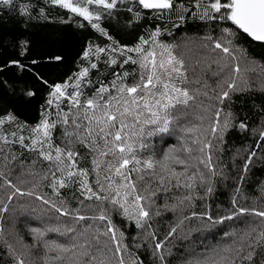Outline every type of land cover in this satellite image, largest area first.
<instances>
[{"label":"trees","instance_id":"obj_1","mask_svg":"<svg viewBox=\"0 0 264 264\" xmlns=\"http://www.w3.org/2000/svg\"><path fill=\"white\" fill-rule=\"evenodd\" d=\"M208 2L203 0L201 11ZM84 6L100 13V20H84L53 5L51 0H13L10 6L0 5V118H5L0 124V264H20V261L23 264H100L101 261L120 264L121 259L124 264H191L210 257L219 259L217 253L229 256L235 264H248L235 251L223 249L231 246L234 250L243 245L246 251L247 244L254 243L256 236L252 233L250 240L247 231L253 227L258 231L264 229V220L254 215L256 211H264V140L260 139L264 130V91L261 90L264 44L240 34L234 43L245 54L237 53L238 61H230L223 53L214 51L213 41L221 36V27L229 25L193 16L197 12L196 0H174V7L165 10L143 9L137 0L123 3L118 0L111 10ZM130 7L133 12L128 11ZM21 9H26V13L21 14ZM134 12L140 13L139 20ZM92 23H97L108 35L94 29ZM157 29L159 35L153 43L151 33ZM208 36L212 40L206 39ZM141 37L149 41L143 46L145 52L155 49L157 59L162 51L159 45H167L174 56L183 60L187 82L179 86L187 89L193 99L187 107L179 105L172 110L183 115L178 122L170 124L167 133L147 135L155 126L137 125V133L143 127L145 134L135 135L129 141L138 159L153 162L152 169L132 173L138 191L145 197L140 203L149 212V217L142 220L143 226L138 228L135 219L110 202L113 197L120 199L125 190L121 189V196L117 197L116 184L107 189L104 177L108 173L104 165L92 170L95 153L78 142L66 143L67 125L61 122V116L75 109L69 108L67 100L62 99L59 107L55 102L49 106L47 101L54 85L63 84L70 77L74 81L75 74L83 68H88L89 73L80 87L82 101L95 93L101 81L111 88V82L116 79L114 74L123 76L127 72L125 85L139 81L142 71L139 63L120 65L128 57L139 61L142 54L121 55L112 49L134 48ZM98 48L105 51L97 52ZM85 51L89 52L87 58ZM112 58L117 61L115 65L110 63ZM93 63L97 65L95 69L91 68ZM236 63L241 68L236 84L245 90L232 92L230 99L221 104L219 94L227 88L225 81L234 75L231 66ZM28 91L34 95L29 97ZM66 91L71 93L73 88ZM112 94L116 95L115 90ZM217 109H222L220 125L226 114L231 113L232 126L222 134L218 131L213 135ZM9 114L15 118L13 121L6 119ZM45 116L55 123L50 129L52 149L37 145L33 151L22 146L18 138L23 136L24 145H30L35 138L32 130ZM241 122L247 125L246 130L238 127ZM208 142L211 147H204ZM55 147L76 151V167L87 170L88 186L109 199H85L87 193L82 194L79 176L68 180L66 187L57 184V195L52 183L62 173L56 172L54 177L52 171L57 165L40 155L41 150L55 155ZM252 153L255 156L249 162ZM165 154L171 158L165 160ZM208 156H211V169L206 166ZM201 160L205 163H200ZM135 167L143 168V163ZM173 172L181 174L179 183ZM140 175L145 179L140 180ZM97 179L106 191H100ZM113 179L120 183L118 177ZM57 207L67 209L69 214L61 215ZM241 208L249 211L241 215L238 213ZM102 212L107 217L105 220L93 219ZM77 215L86 219L77 220ZM230 215L232 219L217 223L207 218L220 221ZM109 220L117 229L120 252H116L118 245L107 232ZM177 224L180 227L168 236ZM32 229L42 235L37 236ZM157 242L163 245L160 251L155 249ZM61 247L65 251H60ZM262 260L264 248H258L254 264H261Z\"/></svg>","mask_w":264,"mask_h":264},{"label":"snow or ice","instance_id":"obj_2","mask_svg":"<svg viewBox=\"0 0 264 264\" xmlns=\"http://www.w3.org/2000/svg\"><path fill=\"white\" fill-rule=\"evenodd\" d=\"M123 3L124 0H119ZM140 7L143 9L151 10H165L172 9L174 7V0H137ZM13 0H0V5L10 6ZM53 5H58L61 8L69 10L71 13L83 17L84 20L96 21L100 20L101 14L92 12L86 5H96L97 7L103 8L105 10H111L116 7L118 0H51ZM203 0H196L197 12L193 13V16H199L201 20H217L222 22V24H227L229 26L221 27V36L213 41V50H218L224 54V57L230 58V61H238L240 57L237 53L243 56L244 49L239 48L234 43L235 40L239 39L240 34H246L253 41H258L264 44V0H209V2L203 7L201 11V4ZM129 12H133V9L128 8ZM26 9H21V14H25ZM109 11V15H110ZM134 17L139 20L140 13L134 12ZM181 20L184 19L183 16L180 17ZM94 29H99L103 35H108L103 29L99 28L97 23H92ZM159 35V29L151 33L152 42L155 43V38ZM109 39L111 37L109 36ZM208 40H212L211 36L206 37ZM149 41L144 37L140 38V43L134 48H113V51L118 50L121 55L125 52H136L142 54L139 61L128 57L120 65L123 67L124 64L129 62L139 63L142 69L140 74V80L131 85H125L123 80L128 76L125 72L123 76L119 74H114L116 79L111 82V88L105 85L102 81L100 82V87L95 90V93L85 100H81L80 97L83 93L80 91V87L83 78L89 73L88 68H83L79 73L75 74V80L73 81L70 77L68 81L63 84H57L53 86V91L50 93V98L47 101L48 105L51 106L54 102L59 107V102L67 100L70 109H75V111H70L69 113H64L61 116V122L67 127L64 131V136L67 137V144L71 145L76 142L82 144L84 147L88 148L90 152L95 153L93 156V171L101 168L104 165V170L107 175L104 179L107 181V189L110 190L113 184H116V196H121V189H124L123 196L120 199L113 197L111 203L113 205H119L126 216L130 219L136 220V226L142 227V220L149 217V212L141 205V201L145 197L138 191L137 182L132 178V173L140 172L143 173L145 170L153 168V162L151 160L141 161L138 159L134 152V147L129 141L135 135L143 136L144 129L141 127L137 133L136 126L142 124L154 125V129L147 133V135H152L153 132L165 134L169 131L170 124L173 122H178L183 113L176 111L175 114L172 110L177 109V106L183 105L188 106V101L192 100L193 97L189 94L188 90L180 87L179 85L187 82V77L185 75L186 69L184 68V62L178 59L172 54L171 46L159 45L162 51L159 53V59H157V53L155 49L148 50L145 52L144 45L148 44ZM115 45V41H113ZM105 49L98 48L97 52H104ZM89 55L88 51H85L84 56L87 58ZM57 60L60 57H56ZM17 66L18 62L13 61ZM110 63L115 65L117 61L112 58ZM255 63V62H253ZM97 65L95 63L91 64V68L95 69ZM247 70V69H246ZM254 71V69H251ZM231 72L234 74L229 80L225 81L227 88L223 89L219 94V101L221 104L224 103L225 99H230V94L234 91H243L245 89H240L236 84V77L241 73V68L239 63L231 66ZM119 81V83H118ZM71 87L73 91L68 93L66 90ZM112 90H115L116 95L112 94ZM264 91V86L261 88ZM107 94V95H106ZM29 97L34 95L33 92L28 91L26 93ZM222 109H217L215 116L217 117L216 125L213 126L211 131L215 135L218 131L223 133L229 127H231V113L226 114V118L222 125H220L219 117ZM146 117L145 119H141ZM8 121H13L15 118L10 114L6 117ZM5 122V118H0V124ZM55 127L54 122H50L45 116L41 120L40 124L34 128L32 131L35 133V138L32 139L30 145H24V137L20 136L19 142L22 146L28 147L30 150L35 151L37 145L44 148L46 145L49 149H52L51 145V135L50 129ZM238 127L243 131L246 130L247 125L244 122L239 123ZM13 136L16 134L13 133ZM2 138V137H0ZM222 138V135H221ZM260 139L264 140V130L260 132ZM8 141L5 139V143ZM141 147L145 145L141 144ZM204 147L210 148L211 143H205ZM55 155L52 151L45 152L40 151V155L47 161L54 162L57 167L55 171H52V175L55 177L56 172H61L62 177L60 179H54L52 183L53 191L59 195V191L56 187L58 184L60 188L67 186V181L71 180L74 176H79L82 179L79 181L82 194L85 192V199L96 200H108L107 195L101 196L96 191H93L91 187L88 186L87 182V170L77 169L75 158L78 153L72 148H67V150L60 147H55ZM203 150V149H201ZM255 153H252L248 157V161L251 162L252 157ZM104 157H111V159H102ZM169 157L165 154L164 159L168 160ZM69 161L70 163H65ZM178 163L184 164V161H177ZM143 163V168H137L135 165ZM200 163H205L201 160ZM132 165V167H129ZM210 169L211 156H208V163L206 165ZM245 170L248 168V164L244 165ZM215 174V173H213ZM181 174L173 172V176L177 177V183H179L178 177ZM113 177H118L120 183H117ZM140 180H144L145 177L140 175ZM160 180L163 181L164 177L161 176ZM97 184L99 185L100 191H106L104 184L97 179ZM12 186V185H9ZM191 187V185H187ZM209 192L212 191L211 187L208 189ZM25 193H21L24 195ZM31 195L32 193H27ZM131 197V200H129ZM37 199H42V197L37 196ZM185 199H190L185 197ZM44 203H49L48 200H44ZM235 206V200L233 201ZM54 206V205H53ZM56 211L60 212L61 215L69 214L67 209L56 208ZM249 210L241 208L238 210L239 214H245ZM255 216L261 217L264 220V211L254 212ZM107 217L102 212L98 217H93V219H99L101 221L105 220ZM188 217H185L187 219ZM212 223L222 222L223 219H232L233 217L227 216L222 218L220 221L212 220V217H207ZM77 220H84L86 217L82 215H77L75 217ZM183 223V221H181ZM180 224H177L168 233V236H172ZM37 236H41L42 233L37 229H32ZM107 232L111 233V239L117 243L116 252H120L121 248L119 246V241L117 240L116 232L117 229L112 225L109 220L107 225ZM252 233H256L255 242L247 244V250L245 251L243 245L236 249H232L231 246L223 249L224 252L235 251L238 258L243 262L247 261L248 264H254V258L257 255L258 248H264V229L257 230L253 227L247 231L246 235L251 240ZM106 234V233H105ZM123 234L121 233V236ZM155 239V237H153ZM163 245L161 242L155 244V249L160 251ZM60 251H65L64 248H60ZM244 252V255H239V253ZM219 259L208 258L204 260H197L191 262V264H235L227 255H220L217 253ZM163 260V256L160 257ZM23 264V261H20ZM100 264H104L103 261ZM120 264H124L121 259ZM261 264H264L262 260Z\"/></svg>","mask_w":264,"mask_h":264},{"label":"water","instance_id":"obj_3","mask_svg":"<svg viewBox=\"0 0 264 264\" xmlns=\"http://www.w3.org/2000/svg\"><path fill=\"white\" fill-rule=\"evenodd\" d=\"M246 35V34H245ZM250 40H251V38L250 37H248ZM253 41V40H252ZM253 42H255V43H259V44H261L260 42H258V41H253Z\"/></svg>","mask_w":264,"mask_h":264}]
</instances>
